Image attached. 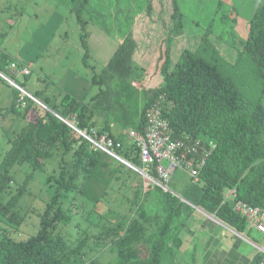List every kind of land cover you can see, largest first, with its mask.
<instances>
[{
	"label": "trees",
	"instance_id": "trees-1",
	"mask_svg": "<svg viewBox=\"0 0 264 264\" xmlns=\"http://www.w3.org/2000/svg\"><path fill=\"white\" fill-rule=\"evenodd\" d=\"M70 2L79 24L82 60L86 61L89 56L88 31L82 12L87 0ZM170 16L174 21L172 30L178 33L182 29V13L175 2ZM205 50L202 45L197 51L183 48L171 65L165 56L160 68L162 83L146 97L138 111L135 127L129 128L142 131L146 110L160 101L172 137L200 138L208 149L195 181L200 192L182 200L157 183L150 182L146 188L141 182L137 183L129 198L127 212L115 224L108 223L96 233L83 234L76 244L56 231L59 223L65 225L70 221L69 215L58 205L60 194L74 188L83 192L94 170L107 163L100 159L106 151L94 150L82 135L75 137L67 121L74 120L85 131L91 127L98 132L106 131L115 140L122 141L110 133L107 120H104L107 117L95 112L97 107L101 108L102 79L92 73L90 80L98 84V90L86 103L67 92L55 96L53 101L48 95H39V89L29 96L6 73L26 76L30 69L27 73L22 72L25 65L0 50V78L17 87L10 106L0 108V122L6 114L13 110L18 112L20 107L24 109L23 117L33 115L9 139V146L0 161V192L11 190V170L15 165L27 161L32 169L15 186L10 198L0 201V215L20 223L22 217L13 207L27 191L34 171L54 154L55 148L57 152L61 150V154H70L69 159L61 156L57 173L47 177V182L53 181L55 190L39 214L37 231L22 240L0 238V264H171L180 252L181 233L190 232V219L197 212L195 207L214 215L234 231L243 232L247 224L232 208V203L241 200L251 206L264 205V0H259L249 18L247 34L235 60L240 63L246 59V65L253 68V85L244 89L216 61L202 56ZM31 96L39 103L33 102ZM93 101H96L95 105ZM108 105L113 111L121 104L113 101ZM95 115L100 121L104 120L102 125H97ZM115 118L122 121L128 114L123 111ZM113 152L132 166L143 168L130 143L124 145L122 141V146ZM148 172L153 175L151 170ZM89 237L96 241L107 240L105 252L114 256L104 259L97 250H84ZM191 254L194 258V251ZM252 264H264V253L257 254Z\"/></svg>",
	"mask_w": 264,
	"mask_h": 264
},
{
	"label": "rangeland",
	"instance_id": "rangeland-1",
	"mask_svg": "<svg viewBox=\"0 0 264 264\" xmlns=\"http://www.w3.org/2000/svg\"><path fill=\"white\" fill-rule=\"evenodd\" d=\"M173 2L182 13V29L178 33L172 30L174 21L170 14ZM258 2L87 0L82 16L87 20L89 56L83 61L79 24L70 0H0V50H5L11 58L30 69L26 76L6 75L29 93L41 90L39 95H48L50 101L67 91L82 102H90L98 90V84L90 80L95 73L102 79L103 90L101 108L97 107L95 112L106 116L104 120H107L108 129L127 144L130 139L126 131L135 127L141 105L162 83L160 68L166 55L171 65L183 48L197 51L202 45L206 48L202 56L216 61L244 89L254 84V70L246 65V59L240 63H235V60ZM15 89V85L0 78L1 109L10 106ZM128 93L131 95H125ZM32 101L39 103L35 97ZM113 101L121 105L112 111L108 104ZM93 102L95 105L96 101ZM23 111L21 107L18 112L10 111L0 122V161L9 146V139L33 118V115L23 117ZM123 111L127 112L128 118L116 119L115 116ZM95 118L97 125L103 124L104 120L100 121L98 115ZM60 151L55 148L54 154L34 171L27 191L18 198L13 209L22 217L20 223L0 215V238L22 240L37 231L39 214L55 190L53 181L50 184L47 177L57 173L61 156L64 159L70 157L69 153L61 154ZM100 159L107 164L94 170L83 192L74 188L60 194L58 205L69 215L70 221L65 225L59 223L56 231L73 244L81 240L83 234L96 233L108 223L115 224L127 212L135 184L141 182L146 188L149 183L143 171L116 155L104 152ZM31 171L27 161L15 165L11 170L12 188L0 192V201H7L15 192V186ZM167 186L169 192L182 200L200 192L199 184L180 168L173 171ZM197 213L205 216L203 211ZM207 219L214 223L211 242L216 239V234L221 237L224 230L228 242L237 240L236 249L228 243H224L219 252L207 249L203 245L209 234H202V228L197 231L199 240L194 235L193 243L196 251L200 246L208 251L206 258H192L191 252L187 251L177 252L171 264H243L241 258L262 252L257 247L264 246V235L252 226L246 225L243 232L238 233ZM106 242L104 238L96 241L89 237L84 250H97L104 259L112 258L113 253L105 252ZM235 252L242 257L231 259Z\"/></svg>",
	"mask_w": 264,
	"mask_h": 264
},
{
	"label": "built area",
	"instance_id": "built-area-1",
	"mask_svg": "<svg viewBox=\"0 0 264 264\" xmlns=\"http://www.w3.org/2000/svg\"><path fill=\"white\" fill-rule=\"evenodd\" d=\"M11 67H14V64H11ZM21 71L27 73L29 69L25 66ZM21 91L25 93L23 89ZM19 100L23 105L22 96ZM159 102L156 101L146 110L145 125L142 131L128 129L126 134L130 139L129 143L137 151L143 165V174L148 178L149 183H157L167 190L168 182L176 167L183 169L194 181H197L198 171L208 149L200 138L194 140L188 137L173 138ZM67 122L74 136L82 135L87 138L94 150L101 149L111 154L115 148L122 146V141L115 140L106 131L98 132L93 127L85 131L80 129L74 120ZM147 170H151L153 175ZM232 208L244 218L249 227L252 226L264 235V205L251 206L244 201L237 200L232 203Z\"/></svg>",
	"mask_w": 264,
	"mask_h": 264
},
{
	"label": "crops",
	"instance_id": "crops-1",
	"mask_svg": "<svg viewBox=\"0 0 264 264\" xmlns=\"http://www.w3.org/2000/svg\"><path fill=\"white\" fill-rule=\"evenodd\" d=\"M65 92H67V91H65ZM67 93H69V92H67ZM27 94L28 95H32L31 93H29V92H27ZM70 95H72L73 97H75V98H77L76 96H74V94H71V93H69ZM78 99V98H77ZM99 125H102V124H99ZM110 131V133L112 134V135H114L115 136V134H113L112 132H111V130H109ZM124 145H125V143H124ZM112 155H116L114 152L113 153H111ZM117 157H119L122 161H124V162H126L127 163V161L126 160H124L123 158H121L120 156H118V155H116ZM128 165H131L129 162L127 163ZM141 172L143 171L142 170V168H140L139 169ZM142 174H143V172H142ZM197 212H200V210H198L197 209ZM194 213V215L191 217V219H190V232H186V231H183L182 233H181V236H182V245H181V248H180V252H183V251H187V252H193L194 251V254H195V256L194 257H196L197 259H199V257L200 258H206V256L208 255V251H205L204 250V248H201L202 246H200L199 247V249H198V251H196V247H195V244L193 243V236L195 235L196 236V240H199V236L197 235V231L199 230V229H202V228H204V231H202V234H209V238H208V240L204 243V247H206L207 249H211L212 251H214V252H219V251H221L222 250V245L224 244V243H228L229 244V246L231 247V248H235L236 249V247H237V240L235 239V241L234 242H228V239L227 238H225L224 237V235H225V231L223 230V234H222V236L221 237H219L218 236V234H216L217 235V237H216V239H212V242H211V232H212V229H213V224L214 223H212V222H210L208 219H207V217L209 218V219H211L212 221H215L216 223H218V224H222V225H224L225 227H228L229 229H230V227L228 226V225H226V224H224V223H222L221 221H219L216 217H214V215H212V214H208V213H204L205 214V216H203V215H200L199 213ZM230 230H232V229H230ZM232 231H234V230H232ZM219 232H221V230H219ZM230 237H232L231 235H230ZM201 238H203V237H201ZM200 238V239H201ZM221 238H223V239H225V240H223V239H221ZM220 239V241H218ZM191 247V248H190ZM205 248V249H206ZM263 248H264V246H261V247H257V249H259L260 250V252L262 251V253H264V250H263ZM259 253V252H258ZM234 255H232L230 258L231 259H233L234 257H237L238 259L240 258V257H242V255H240V254H238L237 252H235V253H233ZM228 257V256H227ZM242 259V261H243V264H252L253 263V261H254V259H255V254H254V256L252 257V256H247L246 255V259H244V257L243 258H241Z\"/></svg>",
	"mask_w": 264,
	"mask_h": 264
},
{
	"label": "water",
	"instance_id": "water-1",
	"mask_svg": "<svg viewBox=\"0 0 264 264\" xmlns=\"http://www.w3.org/2000/svg\"><path fill=\"white\" fill-rule=\"evenodd\" d=\"M128 163V162H127ZM167 190H169L168 188H167ZM196 209H198V210H200V211H203V212H205L204 210H202L201 208H199V207H195ZM206 213V212H205Z\"/></svg>",
	"mask_w": 264,
	"mask_h": 264
},
{
	"label": "clouds",
	"instance_id": "clouds-1",
	"mask_svg": "<svg viewBox=\"0 0 264 264\" xmlns=\"http://www.w3.org/2000/svg\"><path fill=\"white\" fill-rule=\"evenodd\" d=\"M140 169V168H139Z\"/></svg>",
	"mask_w": 264,
	"mask_h": 264
}]
</instances>
